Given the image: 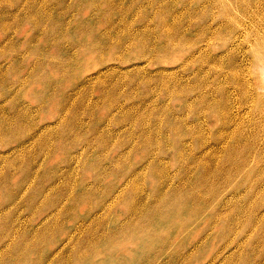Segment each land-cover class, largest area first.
Wrapping results in <instances>:
<instances>
[{
    "label": "rangeland",
    "instance_id": "obj_1",
    "mask_svg": "<svg viewBox=\"0 0 264 264\" xmlns=\"http://www.w3.org/2000/svg\"><path fill=\"white\" fill-rule=\"evenodd\" d=\"M0 264H264V0H0Z\"/></svg>",
    "mask_w": 264,
    "mask_h": 264
},
{
    "label": "bare ground",
    "instance_id": "obj_2",
    "mask_svg": "<svg viewBox=\"0 0 264 264\" xmlns=\"http://www.w3.org/2000/svg\"><path fill=\"white\" fill-rule=\"evenodd\" d=\"M247 82H248V81H247ZM247 82H246V83H247ZM240 85H241V84H239V87L241 88L243 85H242V86H240ZM244 86H245V85H244ZM244 86H243V89H244ZM249 87H250V86H249ZM245 88H246V87H245ZM237 89H238V88H237ZM241 89H242V88H241ZM244 90H245V89H244ZM247 92H248V91H247ZM247 92H246V93H247ZM248 95H249V94H248ZM248 95H247V98H248ZM247 98H246V99H247ZM248 99H249V98H248ZM96 252H97V251H96ZM78 258H79V257H78ZM81 260H82V258H81ZM84 260H85V259H84ZM84 260H83V261H84Z\"/></svg>",
    "mask_w": 264,
    "mask_h": 264
}]
</instances>
